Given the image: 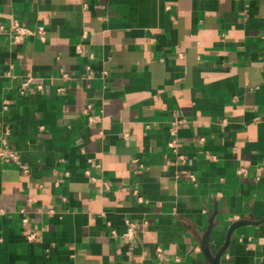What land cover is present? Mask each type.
<instances>
[{
  "label": "crops",
  "instance_id": "obj_1",
  "mask_svg": "<svg viewBox=\"0 0 264 264\" xmlns=\"http://www.w3.org/2000/svg\"><path fill=\"white\" fill-rule=\"evenodd\" d=\"M0 27V264H264V0H0Z\"/></svg>",
  "mask_w": 264,
  "mask_h": 264
},
{
  "label": "built area",
  "instance_id": "obj_2",
  "mask_svg": "<svg viewBox=\"0 0 264 264\" xmlns=\"http://www.w3.org/2000/svg\"><path fill=\"white\" fill-rule=\"evenodd\" d=\"M0 29L2 30V28L0 27ZM41 29L38 30V34L41 37ZM9 33L13 39V41L15 43H20L25 37L32 35V32L30 30H28L27 28L15 23L11 29L9 30ZM83 39L86 38V35L84 34L82 36ZM263 40H264V35H263ZM79 50V48H77ZM86 71L88 73H90V69L86 68ZM62 78L63 79H69V75L66 73H62ZM30 80L27 79L22 85L21 88L22 89H27L29 84H30ZM38 90H41V86H38ZM59 91H62L61 89ZM91 111V106H87L83 112L84 114L87 116V120L88 123H94L96 120H98L97 116H92L89 115ZM102 134V133H100ZM170 137L171 140L168 144V146L170 147V149H172V151L177 155V137H176V123L173 122L172 123V127H171V131H170ZM180 159H182L181 156H179ZM3 160H8L11 161L12 163H18V153L17 151L11 146L10 142H9V131L5 128L1 129L0 128V161ZM21 171L22 172H26L27 169L24 166H20ZM137 201L139 203H142L143 200L141 197L137 198ZM24 222L26 221L25 219L23 220ZM125 224V231L124 233L121 235L128 243V249L131 251L133 250V247L137 241V229H136V225L128 220L124 221ZM108 227L110 226L109 224L107 225ZM110 234L111 236L115 237L116 236V232L114 230H110Z\"/></svg>",
  "mask_w": 264,
  "mask_h": 264
},
{
  "label": "water",
  "instance_id": "obj_3",
  "mask_svg": "<svg viewBox=\"0 0 264 264\" xmlns=\"http://www.w3.org/2000/svg\"><path fill=\"white\" fill-rule=\"evenodd\" d=\"M221 255H222V251H219L215 256V259L212 261V264H219Z\"/></svg>",
  "mask_w": 264,
  "mask_h": 264
}]
</instances>
